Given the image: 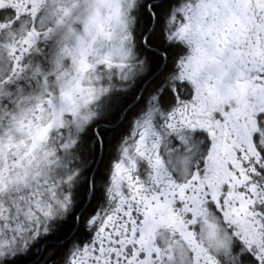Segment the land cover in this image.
I'll return each instance as SVG.
<instances>
[{"label":"snow or ice","instance_id":"obj_1","mask_svg":"<svg viewBox=\"0 0 264 264\" xmlns=\"http://www.w3.org/2000/svg\"><path fill=\"white\" fill-rule=\"evenodd\" d=\"M0 264H264V0H0Z\"/></svg>","mask_w":264,"mask_h":264}]
</instances>
